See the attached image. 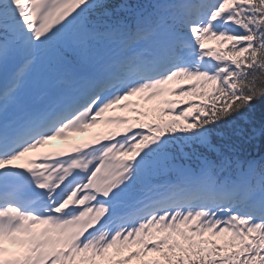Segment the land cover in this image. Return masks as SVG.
Here are the masks:
<instances>
[{"label": "snow or ice", "instance_id": "6c2138e0", "mask_svg": "<svg viewBox=\"0 0 264 264\" xmlns=\"http://www.w3.org/2000/svg\"><path fill=\"white\" fill-rule=\"evenodd\" d=\"M258 103L264 0H0V264H264Z\"/></svg>", "mask_w": 264, "mask_h": 264}, {"label": "trees", "instance_id": "16d2710c", "mask_svg": "<svg viewBox=\"0 0 264 264\" xmlns=\"http://www.w3.org/2000/svg\"><path fill=\"white\" fill-rule=\"evenodd\" d=\"M252 118L258 125L260 120L264 118V106L258 103L255 107L254 112L252 113ZM242 142H243V145L246 147V148H242L244 150V149L253 147L255 143H258V144L260 143L262 145L264 143V138H259V141L254 140L250 143L246 141H242Z\"/></svg>", "mask_w": 264, "mask_h": 264}]
</instances>
